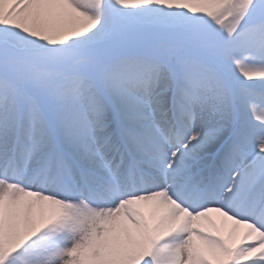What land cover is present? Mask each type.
I'll return each mask as SVG.
<instances>
[{
    "label": "snow or ice",
    "instance_id": "obj_1",
    "mask_svg": "<svg viewBox=\"0 0 264 264\" xmlns=\"http://www.w3.org/2000/svg\"><path fill=\"white\" fill-rule=\"evenodd\" d=\"M0 264H264V0H0Z\"/></svg>",
    "mask_w": 264,
    "mask_h": 264
}]
</instances>
